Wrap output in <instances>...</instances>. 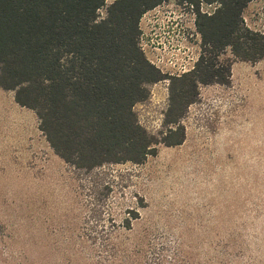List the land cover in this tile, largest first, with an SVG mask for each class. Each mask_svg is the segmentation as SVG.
Here are the masks:
<instances>
[{
    "label": "rangeland",
    "instance_id": "374dc122",
    "mask_svg": "<svg viewBox=\"0 0 264 264\" xmlns=\"http://www.w3.org/2000/svg\"><path fill=\"white\" fill-rule=\"evenodd\" d=\"M243 17L264 30V0ZM174 44L181 63L201 51L198 38ZM166 88L159 81L135 107L153 133ZM182 123V144L86 173L0 88V264H264V57L235 60L227 84L202 85Z\"/></svg>",
    "mask_w": 264,
    "mask_h": 264
},
{
    "label": "trees",
    "instance_id": "16d2710c",
    "mask_svg": "<svg viewBox=\"0 0 264 264\" xmlns=\"http://www.w3.org/2000/svg\"><path fill=\"white\" fill-rule=\"evenodd\" d=\"M163 1L0 0V88L35 112L50 147L74 169L142 164L159 145L182 144V120L200 87L229 83L235 60L264 57V30L251 29L243 17L253 0H204L217 7L198 14L194 68L180 76L161 73L139 46V22ZM163 80V128L153 133L135 107Z\"/></svg>",
    "mask_w": 264,
    "mask_h": 264
},
{
    "label": "built area",
    "instance_id": "2783aa9c",
    "mask_svg": "<svg viewBox=\"0 0 264 264\" xmlns=\"http://www.w3.org/2000/svg\"><path fill=\"white\" fill-rule=\"evenodd\" d=\"M216 7V3H207L204 0H199L197 4L175 0L171 3L163 1L154 8L145 11L139 22V46L148 61L161 73L170 76H180L192 70L199 58V52L189 48L190 55H186L188 59L183 60V63H181L177 53L181 49H176L178 47H175L177 45L174 43L187 42L191 38H198L199 43H201V34L197 28L198 14L211 15ZM174 10H176V13ZM154 16L166 17L168 21H164L163 24L153 23ZM168 22L172 25L171 27ZM156 27H158V30ZM149 36L163 38V41H149ZM182 47L187 48L186 45ZM163 81L166 82L167 86L168 80Z\"/></svg>",
    "mask_w": 264,
    "mask_h": 264
}]
</instances>
